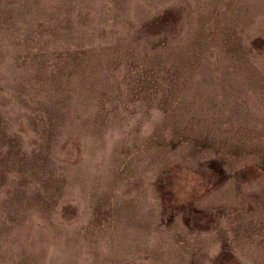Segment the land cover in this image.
I'll return each mask as SVG.
<instances>
[{"label": "rangeland", "instance_id": "rangeland-1", "mask_svg": "<svg viewBox=\"0 0 264 264\" xmlns=\"http://www.w3.org/2000/svg\"><path fill=\"white\" fill-rule=\"evenodd\" d=\"M0 264H264V0H0Z\"/></svg>", "mask_w": 264, "mask_h": 264}]
</instances>
